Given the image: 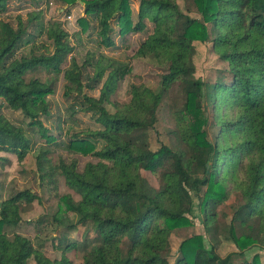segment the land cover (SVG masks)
Segmentation results:
<instances>
[{"label": "trees", "instance_id": "16d2710c", "mask_svg": "<svg viewBox=\"0 0 264 264\" xmlns=\"http://www.w3.org/2000/svg\"><path fill=\"white\" fill-rule=\"evenodd\" d=\"M10 1L0 0V15ZM131 1H83L105 49L115 47L113 26L124 36L142 32L145 21L153 25L134 56L150 58L165 73L157 90L131 85L125 103L111 97L130 72L128 64L89 53L82 65L71 60L63 69L75 47L57 21L41 27L52 45L50 54L17 56L34 41L28 30L42 15L29 13L25 21L17 17L15 24L0 18V108L21 115L15 123L0 113V153L22 164L34 146L27 129H38L45 140L36 155L39 186L55 190L62 178L72 192L56 196V212L35 221L22 219L26 207L40 201L31 189L0 201V264H72V243L58 248L59 259H50L18 233L23 225L48 230L54 225L63 235L80 227L91 232L95 243L81 264H171L170 236L193 226L195 200L209 241L196 234L184 238L173 264H237V259L242 260L238 264H261L259 255L247 259L246 253L264 245V0H181L186 13L179 0H137L136 23ZM192 12L199 17H191ZM196 42H210L218 60L227 64L211 84L195 76ZM87 68L91 75L84 80ZM40 71L62 74L63 95L75 103L72 115L90 114L98 126L73 133L64 147L96 159L82 171L76 158L66 163L50 157L60 145L42 119L49 118L47 97L54 93V82L29 77ZM174 86L182 104L171 114V144L152 151L149 133ZM96 90L98 97L90 95ZM210 122L218 127L214 142L207 139ZM144 173L156 177L158 186ZM233 195L240 203L229 205L233 212L221 226L219 218ZM222 241L231 242L236 252L219 256Z\"/></svg>", "mask_w": 264, "mask_h": 264}, {"label": "rangeland", "instance_id": "374dc122", "mask_svg": "<svg viewBox=\"0 0 264 264\" xmlns=\"http://www.w3.org/2000/svg\"><path fill=\"white\" fill-rule=\"evenodd\" d=\"M36 4L29 0H14L8 3L6 11L0 15L4 21L11 24L16 23V18L20 17L25 21L29 13L40 12L41 19L34 21L33 26L28 30L34 35V41L28 45L23 46L17 51V56H27L31 51L36 55L51 53L52 45L46 39L41 27L47 25L48 22L57 21L62 24L63 29L69 34L70 43L75 47L72 55L68 57L67 62L63 65V69L70 66L71 60H75L79 65H82L86 56L91 53L95 58L99 54H103L108 58L115 59L119 62L128 64L130 72L120 82L116 92L111 97L112 102L125 103L129 100V90L131 85H143L151 90H157L160 86L161 76L165 73L166 68L160 66L157 62L150 58H135L134 54L139 48L140 44L152 33L153 25L145 21V29L140 33H129L124 36L119 34V28L113 26L110 37L115 43L112 49H105L100 46L98 37V24L97 22L85 14L83 1L90 0H34ZM178 5L180 9L186 13L185 4L179 0ZM132 19L133 23L137 22L138 14V1H131ZM193 18L199 16L192 12L189 14ZM84 19L85 25L82 26L79 20ZM41 24V26H40ZM195 54L193 61L195 64L196 78L202 80L204 83H213L220 76L223 71L227 69V64L220 62L212 50L210 42L194 43ZM91 72L87 68L84 70V80L90 77ZM29 77L38 78L42 81L53 80L54 93L47 97L49 103V118L42 119L43 125L47 131L52 135L60 145L54 147L51 159L56 161L62 158L66 163H69L73 158L78 160V169L82 171L84 165L88 162L95 163L96 159L90 154L83 155L79 153L76 147L73 150H67L64 147L69 143L70 136L73 133H79L88 129H96L98 126L94 123L90 114L78 112L72 115L71 107L75 103L67 99L64 93L65 81L63 75L55 76L45 71H40L30 74ZM98 90L90 93L94 97H98ZM1 101V100H0ZM182 104V95L176 86H174L166 98L164 104L159 108L157 114V124L154 129L150 131V149L157 150L162 144L170 146L169 131L173 128L171 120L172 112L180 107ZM106 109L113 113L114 109L111 105H106ZM77 111V108L75 109ZM0 113L12 122H18L21 115L18 112H13L4 105L0 108ZM212 116V112H211ZM207 139L214 142L218 133V127L210 124L206 127ZM28 137L34 142L32 151L26 156L22 164H19L16 157L9 154L0 153V157L5 160H0V201L13 196L16 192L25 190L27 188L36 192L40 201L34 202L30 207L27 206L25 213H22V219L37 220L39 217H50L57 210L56 196H63L72 194L65 185L62 178L58 179L57 188L53 190L50 186H39L38 178L36 175V155L38 148L45 145V140L40 137L38 129H27ZM148 182L154 186H158V180L149 173H144ZM76 198V196L74 195ZM240 198L233 195L227 202V212H223L219 218V224L224 226L229 222L233 209L229 205H238ZM193 226L188 229L175 231L170 236V263L175 262L178 256L179 245L188 236L204 235L207 241L209 236L205 233L203 223L200 219L197 210V201L195 200V208L193 210ZM74 220L73 215L70 216ZM19 234L32 240L34 245L42 250V252L50 259H59L61 256L58 248L63 247V244L74 245V248L68 252V257L72 264H81L82 256L84 253L94 245V235L86 233L85 228H78L63 235V229L55 228L54 225L48 229L37 228L34 225H23L19 230ZM59 241L62 245L59 244ZM59 246H58V245ZM236 252L235 246L228 241H222L218 254L222 258ZM259 255L261 264H264V245L262 247L255 246L250 251H247L246 258L250 259L253 255ZM242 260L237 259V264ZM33 264V263H31Z\"/></svg>", "mask_w": 264, "mask_h": 264}]
</instances>
